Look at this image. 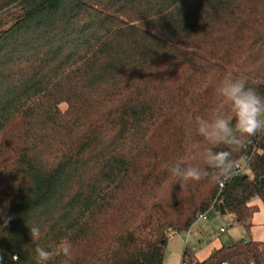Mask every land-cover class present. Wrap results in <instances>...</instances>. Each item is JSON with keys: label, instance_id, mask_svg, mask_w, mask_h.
<instances>
[{"label": "trees", "instance_id": "trees-1", "mask_svg": "<svg viewBox=\"0 0 264 264\" xmlns=\"http://www.w3.org/2000/svg\"><path fill=\"white\" fill-rule=\"evenodd\" d=\"M229 72L264 96V0H0V208L13 217L0 264H37V246L48 264H164L169 238L212 206L250 233L264 132L227 182L181 188L164 167L228 150L195 117L231 115L215 91ZM196 251L180 264H264L251 237Z\"/></svg>", "mask_w": 264, "mask_h": 264}, {"label": "clouds", "instance_id": "clouds-1", "mask_svg": "<svg viewBox=\"0 0 264 264\" xmlns=\"http://www.w3.org/2000/svg\"><path fill=\"white\" fill-rule=\"evenodd\" d=\"M219 98L226 101L231 115L214 113L210 117L197 115L195 117L196 133L213 146L225 145L228 150L215 151L207 149L201 155L205 167L190 166L177 160L165 163L164 167L174 177V183L183 188L190 181H201L211 178L217 182H227L235 172L234 153L244 152L253 137L264 132V96L255 87L250 86L247 76L234 75L229 72L218 82L215 88ZM13 219L7 214V206L0 208V228L8 226ZM35 241L41 235L38 226L29 227ZM37 264H48L52 253L44 247L35 248ZM58 255L70 258L72 244L62 241ZM2 260V257H0Z\"/></svg>", "mask_w": 264, "mask_h": 264}, {"label": "rangeland", "instance_id": "rangeland-1", "mask_svg": "<svg viewBox=\"0 0 264 264\" xmlns=\"http://www.w3.org/2000/svg\"><path fill=\"white\" fill-rule=\"evenodd\" d=\"M63 107L65 106L62 105V108ZM246 173H248V171ZM254 202L259 204L260 210L254 216L253 226L250 233L243 225L237 223L232 224L231 217L229 215H210L206 220H201L199 221V224L195 223L191 227V229H193V233L182 230L180 232L174 233L169 238L166 247V258H168L170 261L169 263L167 261V264L181 263L182 253L186 245V239L189 241V246L197 247L196 254L201 259L208 256L207 253L210 247L219 248L223 244L227 243V241L232 239H248L251 237L253 239L264 241V206L259 199H256ZM223 223L226 224L227 231L218 236L215 234V232L219 230ZM200 227H202L204 231H207L208 234L212 235L210 241L206 243L199 241L198 237H203L202 233L198 231ZM220 243H222V245L217 247Z\"/></svg>", "mask_w": 264, "mask_h": 264}, {"label": "built area", "instance_id": "built-area-1", "mask_svg": "<svg viewBox=\"0 0 264 264\" xmlns=\"http://www.w3.org/2000/svg\"><path fill=\"white\" fill-rule=\"evenodd\" d=\"M247 170V163L244 160H239L236 164H235V172L234 174H238V173H243ZM213 211L215 214H218V211L215 210V208L212 206L208 211L204 212V213H200L198 215L197 218V222L201 221V220H206L209 217L210 212ZM227 231V226L225 223H223L221 225V227L219 228L218 231L215 232L216 235L220 236L222 233ZM212 235L211 234H207L204 238L203 243H206L208 241L211 240ZM189 244V241L186 239V245ZM189 246V245H188ZM192 248V250L196 251L197 247L196 246H189ZM226 264V263H223ZM251 264H257L256 262L252 261Z\"/></svg>", "mask_w": 264, "mask_h": 264}, {"label": "crops", "instance_id": "crops-1", "mask_svg": "<svg viewBox=\"0 0 264 264\" xmlns=\"http://www.w3.org/2000/svg\"><path fill=\"white\" fill-rule=\"evenodd\" d=\"M264 206V205H263ZM255 216V215H254ZM253 220H254V217H253ZM197 224H199V222L197 223ZM199 232H201L202 233V235H203V237L201 236H199L198 237V239H199V241H201L202 243H203V241H204V238H205V236L208 234V232L207 231H204V229H202V227H200L199 228V230H198ZM189 232L190 233H193V229H190L189 230ZM257 240V239H256ZM228 242V241H227ZM220 245H222V243H220L217 247H219ZM212 247H210V249H209V251H208V255H210L211 254V252L216 248V247H213L212 249H211ZM178 255H179V253H178ZM197 255V254H196ZM198 257V256H197ZM199 258V257H198ZM206 258V257H205ZM199 259H201V258H199ZM204 259V258H203ZM167 261H168V263H169V259L168 258H166V256H165V260H164V264H167Z\"/></svg>", "mask_w": 264, "mask_h": 264}, {"label": "water", "instance_id": "water-1", "mask_svg": "<svg viewBox=\"0 0 264 264\" xmlns=\"http://www.w3.org/2000/svg\"><path fill=\"white\" fill-rule=\"evenodd\" d=\"M247 176H248V174H245V177H247ZM261 181L264 183V177L261 178ZM220 208H221V212H222V214H225L226 212H225V210H224V208H223V205H220Z\"/></svg>", "mask_w": 264, "mask_h": 264}]
</instances>
